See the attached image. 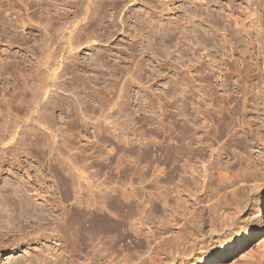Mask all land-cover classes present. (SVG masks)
<instances>
[{
	"label": "rangeland",
	"instance_id": "374dc122",
	"mask_svg": "<svg viewBox=\"0 0 264 264\" xmlns=\"http://www.w3.org/2000/svg\"><path fill=\"white\" fill-rule=\"evenodd\" d=\"M263 194L264 0H0V264H264Z\"/></svg>",
	"mask_w": 264,
	"mask_h": 264
},
{
	"label": "bare ground",
	"instance_id": "6f19581e",
	"mask_svg": "<svg viewBox=\"0 0 264 264\" xmlns=\"http://www.w3.org/2000/svg\"><path fill=\"white\" fill-rule=\"evenodd\" d=\"M53 67V66H52ZM48 69H50V66L49 67H47ZM51 71H53L52 69H51ZM48 74H49V72H48ZM52 74V73H51ZM52 75H54V74H52ZM50 76V78H51V75H49ZM40 78V77H39ZM46 78V77H45ZM48 78V77H47ZM49 78V79H50ZM55 78V77H54ZM53 79V78H52ZM45 81H46V79H44ZM53 80H51V82H52ZM43 82V81H42ZM48 82H49V80H48ZM50 83V82H49ZM43 84H45V82L43 83ZM39 85V84H38ZM54 85V84H53ZM41 86V85H40ZM48 86H49V84H48ZM38 88H39V86H38ZM44 88V86L42 87V89ZM48 88V87H47ZM42 89H40V90H42ZM39 90V91H40ZM46 92V91H45ZM39 93V92H38ZM40 94V93H39ZM38 95V94H37ZM50 125H51V122H50ZM19 189H21V188H19ZM22 190V189H21ZM16 191V190H15ZM20 191V190H19ZM17 192V191H16ZM16 194V193H15ZM32 197V196H31ZM52 197V196H51ZM51 199V198H50ZM18 202L20 203V204H22L23 206H33V202H31V200H29V199H27L26 198V196L25 197H18ZM52 200V199H51ZM52 202V201H51ZM51 205V211H50V214H51V212L53 213V210H54V208H53V203H51L50 204ZM259 206H260V209H261V211L263 212L264 211V194L262 195V197H261V200H260V202H259ZM34 208V210H35V212L37 211V208H35V206L33 207ZM28 209V208H27ZM259 209V210H260ZM30 210V212L32 211L31 209H29ZM29 210H27V211H29ZM260 211V212H261ZM35 212H31L32 213V215L35 213ZM27 214H29L28 216H30V213L28 212ZM67 219H68V216H67ZM70 219V218H69ZM67 222V221H66ZM64 223H65V217H64ZM64 223H63V227H64ZM68 223H71V222H68ZM66 225H67V223H66ZM65 225V226H66ZM69 226V225H68ZM68 229H70L69 227H67ZM71 228H72V224H71ZM64 229H66V227L64 228ZM67 230V229H66ZM71 231V230H70ZM69 231V232H70ZM67 233H69L68 231H66ZM71 233V232H70ZM68 235V234H67ZM66 235V237L67 238H70V236L72 235V234H70L69 236H67ZM38 260H40V263H46V261L45 260H47V259H38ZM56 260V259H55ZM58 261V260H57ZM56 261V262H57ZM65 262H66V260H64ZM70 263V262H69ZM98 263L99 264H101V262H100V259H98ZM64 264H66V263H64ZM73 264V263H72Z\"/></svg>",
	"mask_w": 264,
	"mask_h": 264
}]
</instances>
